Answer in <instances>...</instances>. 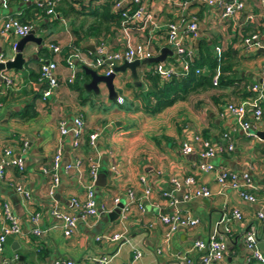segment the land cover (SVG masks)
<instances>
[{"label":"crops","instance_id":"crops-1","mask_svg":"<svg viewBox=\"0 0 264 264\" xmlns=\"http://www.w3.org/2000/svg\"><path fill=\"white\" fill-rule=\"evenodd\" d=\"M66 1L73 10H66V16L60 13L58 21H51L46 12L33 2L27 4L21 0H9L8 7L0 2V17L8 14L21 19L25 17L27 22L37 24L36 35L43 39L41 44L28 42L25 47L24 56L30 59L22 68L28 69L26 74L18 69L7 70L5 75L14 81L10 86L5 84L0 74V102L3 104L0 109V160L4 150L11 148L15 156L23 158L25 167L24 171L8 167L5 175L0 176V203L9 202L21 224L19 234L8 235L2 256L13 259L14 264H96L99 257L106 256L111 263L117 264L130 260L133 251L139 250L142 255L136 264H178L179 258L184 255L191 258V264H197L199 252L192 248L193 242L207 240L217 230L224 239L226 251L224 258L214 264H264L249 261V251L243 242V234L249 229L256 230L257 244L264 235V217L257 216L258 212L264 211V141L255 136L256 132L264 131V100L259 102L262 116L258 121L250 120L252 126L249 132L243 131L231 114L223 112L228 101L245 100L244 93L256 96L248 90V86L260 82L264 49L245 48L242 39L257 33L264 47V3L261 0H241L244 4L242 10L227 19H220L222 4H209L207 0H143L155 24L135 27L131 31L134 43L146 42L156 56L162 47H170L167 24L175 23L179 26L178 33L182 34L190 16L195 15L198 38H205L214 51L215 47H219L224 54V65L228 67L223 72L221 84L191 93L185 100L149 115L136 106H140L139 88L146 87L143 74L153 67L151 64L137 66L140 86L133 85L129 69L116 74L113 83L120 98L118 100L108 99L104 84H99L98 94L85 90L84 84L90 76H82L84 65L80 60L75 68V79L72 83L66 82L71 72L64 56L71 51V47H76L80 56L89 61L94 58L95 46L100 41L105 42L111 51L123 46L119 27L111 25L109 32L96 35L87 30L93 22L89 12L103 4L100 0ZM226 1L222 0L223 3ZM2 8L8 9V13ZM73 27L80 28L77 35ZM19 39L14 36L0 38V51L9 59L13 58V42ZM50 41L60 43L63 51L60 54H43L41 59L58 63L60 85L50 97L43 99L48 84L39 81V50L46 48ZM183 44L196 51L193 42L185 36ZM161 63L178 69L180 58L166 55ZM29 104L30 115L33 116L23 119L17 113ZM79 113L84 122L85 141L80 149L74 150L72 135L68 133L63 137V156L58 171L61 182L51 196L48 192L49 177L42 168L51 167L59 145L58 123L64 120L71 127L72 118ZM248 114L250 119L251 112ZM91 132L97 133L96 151L86 142L87 134ZM194 135L222 145L223 150L207 160L215 169L225 168L238 175H250L252 186L243 185V189L256 197L255 202L243 199L239 190L229 184H219L215 170H200L199 164L204 161L199 158L200 147L193 139ZM184 141H189L193 147L189 154L181 150ZM230 143L232 149L227 148ZM79 155L83 158V182L90 180L87 159L90 156L99 158L98 172L103 173L104 183L98 186L95 180L94 193L100 211L101 206L103 210L97 216L78 218L76 228L66 237L63 224L52 215L51 210L57 206L78 215L70 200L84 199L85 189L75 172L64 171V164ZM187 176L193 177L196 184L206 185L211 196L191 197L185 201L183 195L192 187L183 183ZM141 177L151 188L149 196L144 194L145 185L140 182ZM172 178L180 180L178 188H175ZM17 183L31 191L29 201L16 192ZM128 190L133 192V202L129 199ZM162 192H167L169 196H163ZM114 198L119 199L118 203L123 204L124 210L117 219L109 221L107 214L117 207L113 204ZM170 200L176 201L175 204H170ZM175 208L199 222L174 232L165 243L166 228L160 215L169 214ZM233 208L240 210V220L232 216ZM37 213L41 217L38 222L41 234L33 232L36 224L31 216ZM221 218L223 222L219 224ZM112 233H121L123 238L118 241L96 239L97 236Z\"/></svg>","mask_w":264,"mask_h":264},{"label":"built area","instance_id":"built-area-1","mask_svg":"<svg viewBox=\"0 0 264 264\" xmlns=\"http://www.w3.org/2000/svg\"><path fill=\"white\" fill-rule=\"evenodd\" d=\"M23 3L30 4L33 2L36 7L44 10L49 16V19L55 20L60 18L56 8L59 6L62 0H21ZM108 0H100V2L105 3ZM209 4H222V11L220 13V19H227L228 17L235 14L237 11L242 10L244 4L241 0H232L226 1L225 3L222 0H207ZM264 3V0H261ZM1 4L4 7H8L9 0H0ZM112 10L117 12L120 17V32L123 39L122 48L111 51L105 42L100 41L95 46V56L92 60H84L79 53V50L76 47H71L70 52L64 56V61L70 70V75L66 78L67 83H72L75 79V68L77 66V61H81L84 66L93 68L98 71V73L103 75H109L112 72V66L116 65L118 62L132 61L134 59H143L153 57V52L148 44L144 41L133 42L131 37V31L136 28H144L148 24L154 25V18L152 14L148 11L146 6L143 4V0H111ZM263 23H264V14H263ZM179 26L175 23L169 22L167 24V42L168 45L174 50L177 56L181 57L179 68L175 66H166L163 63H156L154 66V72L162 80L169 79L172 75H177L180 71L184 73L188 70V59L194 55V50L191 46H184L183 37H187L190 42H193L199 37L198 32V22L195 15L190 16L189 21L187 22L185 29L182 34L178 33ZM33 28H37V24L24 22L17 15L8 14L4 17H0V38H9L14 36L15 38H21L28 33ZM242 44L245 48H254V47H263L261 40L257 34H249L242 39ZM17 47V42H13V50L15 51ZM46 48L53 54H60L63 51V47L60 43L55 41H50ZM216 54L219 56L221 54L220 48L215 47ZM9 58L7 55L0 51V62H7ZM58 63L55 60L50 59H41L40 61V75L39 81L41 83L45 82L48 84V87L44 90L43 99H46L52 95V93L59 87L60 82L57 76ZM7 70L1 71V75L7 86L13 84V79L9 75H5ZM199 72V70H196ZM219 69L216 70V73L213 76V85H217L218 82ZM264 65L261 70L260 82L250 84L248 90L256 94L255 97H250L241 101H228L224 106V111L228 114H231L236 120L239 126L243 131L249 132L252 124L250 120L258 121L262 116V108L259 104L261 100H264L263 86L264 83ZM2 91L0 90V94ZM120 99V98H119ZM0 102V109L2 107ZM248 112H251V118H247L249 115ZM59 132H60V142L56 148V152L53 156L51 167L44 166L42 168L43 173L49 177L48 181V192L51 196L54 195L56 189L60 185L61 179L59 176V168L63 156L62 150V139L68 133H72V143L71 146L74 150L80 149L84 139V122L82 115L76 114L72 118V126L68 127L64 120H61L58 123ZM256 136V135H255ZM226 139H229L227 134H224ZM257 137V136H256ZM193 139L198 142L200 151L199 158L204 162L199 164V168L202 171H211L215 170L216 172V181L219 184H229L232 188L238 189L240 196L248 200L249 202H255L256 197L252 194H249L243 189V185L252 186L251 177L248 173H242L238 175L237 173L230 171L225 168L215 169L214 166L207 162L214 158L219 152L223 150L222 145L213 144L209 140L202 138L200 135H194ZM97 133L91 132L87 134L86 142L90 148L94 151L97 150L96 145ZM228 149H232V144H228ZM182 152L184 154H189L193 151V147L189 141H184L182 143ZM87 164L89 168L90 180L88 182H83L82 178V168H83V158L79 155L76 156L72 161L68 162L64 166V171L75 172L80 184L85 189V197L82 200L77 198H72L70 203L78 210V215L71 214L63 211L60 207L55 206L51 213L54 217L59 219L63 224V234L68 237L72 234L74 229L77 226L78 218L87 219L89 217L97 216L101 211L95 199L94 186L96 176L100 167L99 158L90 156L87 159ZM8 167H15L19 171H24V160L19 156H15L11 148H6L4 150V155L0 160V176H4L6 169ZM140 182L145 185L144 194L146 196L150 195L151 188L146 185L144 177L140 178ZM172 183L175 188H178L181 185L180 180L172 178ZM183 183L190 185L191 191L186 192L183 195L185 201L189 200L191 197H203L208 198L211 196L210 189L203 184H196L195 179L191 176H187L183 179ZM16 192L22 196L25 201H29L32 198L31 191L25 187L23 184L17 183L15 185ZM163 196H169L167 192H162ZM128 196L131 202L134 201V196L132 190H128ZM119 202L118 198L113 199V204L117 205ZM176 201L170 200V204H175ZM141 207V204H139ZM124 210V207L121 211ZM232 216L238 220L242 218V214L238 208L232 209ZM258 218L264 217V211H260L257 214ZM40 215L37 213L31 216V220L36 224V227L33 229L35 234H41V229L38 227V222L40 221ZM160 220L165 226V233L163 241L166 243L170 239L171 235L184 228H189L195 226L199 220L197 218H192L187 214H184L180 209L175 208L169 214L160 215ZM0 264H14L13 259H7L3 257V252L7 243L8 235L10 234H19L21 232L20 218L14 213L9 202L0 203ZM223 219L221 218L218 223H222ZM225 230L228 231V228L225 227ZM123 238L121 233H112L97 236V240L105 239L118 241ZM258 237L256 230L254 228L249 229L243 234V242L247 250L249 251V261H257L259 263H264V253L261 252L258 248ZM192 248L199 252V258L197 264H214L221 261L224 258L226 251V244L223 237L217 230H214L213 233L209 236L207 240L197 239L193 242ZM159 251V250H158ZM141 252L139 250L133 251V256L130 260L124 263L117 264H136V261L141 257ZM192 260L188 256L184 255L179 258L178 264H191ZM56 264H73V262H56ZM96 264H113L110 262V258L106 256H101L96 260Z\"/></svg>","mask_w":264,"mask_h":264},{"label":"trees","instance_id":"trees-1","mask_svg":"<svg viewBox=\"0 0 264 264\" xmlns=\"http://www.w3.org/2000/svg\"><path fill=\"white\" fill-rule=\"evenodd\" d=\"M112 5L111 0H108L101 6L91 9L89 15L93 17V22L88 26L87 30L94 32L96 35L102 32H109L111 25L115 28L119 27L120 29L121 17L117 12L112 10ZM69 9L73 10L72 5L66 0H62L56 8L58 14L60 15V13H63V16H66V10ZM21 20L27 22L25 17ZM58 20L59 18L53 21ZM78 30H80V28L73 27V32L76 35ZM77 39L79 40L81 38L77 37ZM197 40V42L193 41V46H195L196 51L193 49L194 55L188 59L189 67L185 73L180 71L179 74L172 75L167 80H162L158 74L154 72L155 64H151L153 67L143 74L146 87L143 88L142 86L139 88L140 92L137 96L140 100V106L138 105L136 108H141L147 114L154 115L177 101L185 100L191 93L205 91L222 83L224 78L223 72L228 69V67L224 65V54L218 56L212 45L209 44L205 38L201 37L197 38ZM43 54L49 55L51 52L41 47L39 50V62L41 61L40 59L43 58ZM179 58L181 61L180 56ZM217 69H219L218 82L217 85H213V76ZM196 70H199V72H196ZM81 74L84 77H88L84 70H82ZM80 89L83 90L82 88ZM243 97L250 98L253 96L250 93H244ZM29 108L30 104L17 114L23 119H30L33 115H30Z\"/></svg>","mask_w":264,"mask_h":264},{"label":"water","instance_id":"water-1","mask_svg":"<svg viewBox=\"0 0 264 264\" xmlns=\"http://www.w3.org/2000/svg\"><path fill=\"white\" fill-rule=\"evenodd\" d=\"M232 1V0H227ZM37 28H33L30 33L27 35L21 37L17 42V47L15 50V56L11 59H9L7 62L3 63L0 62V73L4 70H10V69H18L21 70L30 59L26 56H24V50L28 42H35L37 44L42 43V37H38L36 35ZM166 55H173L174 57H177V54L174 53V50L168 46L162 47L160 49V53L156 56L150 57V58H143V59H134L130 62L124 61L120 65H113L112 66V72L109 75H103L98 73L97 70L83 66V70L85 74L90 76V80L84 84V88L86 91H93L94 93L98 94L99 84H104L107 89V97L109 100H118V93L115 89L113 79L116 76L118 72H125V70H130V77L132 79V83L134 86H140L141 82L138 79V75L136 72L137 66L140 64H156L163 62ZM264 83V80L262 81ZM254 130V128H252ZM256 136L264 141V131L262 132H256ZM65 166V164H64ZM104 183V175L102 172H98L96 176V185L101 186ZM123 208L122 203H118L117 207L110 211L107 214V217L109 221H113L118 218L121 209ZM258 247L262 252H264V235L262 237V240L258 243Z\"/></svg>","mask_w":264,"mask_h":264},{"label":"rangeland","instance_id":"rangeland-1","mask_svg":"<svg viewBox=\"0 0 264 264\" xmlns=\"http://www.w3.org/2000/svg\"><path fill=\"white\" fill-rule=\"evenodd\" d=\"M1 8V7H0ZM3 10H5V13H8V9H4V8H2ZM10 70H12V69H10ZM18 71H20V72H22V73H27V71H28V69L27 68H24V69H22V70H18ZM72 135V133L70 132V136ZM26 163V162H25Z\"/></svg>","mask_w":264,"mask_h":264}]
</instances>
